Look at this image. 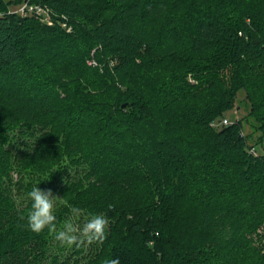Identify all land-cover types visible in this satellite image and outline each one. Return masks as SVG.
<instances>
[{"label":"trees","instance_id":"1","mask_svg":"<svg viewBox=\"0 0 264 264\" xmlns=\"http://www.w3.org/2000/svg\"><path fill=\"white\" fill-rule=\"evenodd\" d=\"M113 259L264 264V0H0V264Z\"/></svg>","mask_w":264,"mask_h":264},{"label":"clouds","instance_id":"2","mask_svg":"<svg viewBox=\"0 0 264 264\" xmlns=\"http://www.w3.org/2000/svg\"><path fill=\"white\" fill-rule=\"evenodd\" d=\"M49 177L45 176L43 179ZM42 180V179H41ZM35 183L27 192V197L31 201L30 210L27 213V227L35 232L40 233L44 229L54 230L56 215L55 208L58 200L51 190H44ZM74 215H78L79 208L71 209ZM107 220L101 214H93L79 226V229L73 224L71 219L66 220L60 230L54 231V238L63 245L71 246L78 241V232L81 236L89 238H103ZM105 264H117L116 260H106Z\"/></svg>","mask_w":264,"mask_h":264},{"label":"built area","instance_id":"3","mask_svg":"<svg viewBox=\"0 0 264 264\" xmlns=\"http://www.w3.org/2000/svg\"><path fill=\"white\" fill-rule=\"evenodd\" d=\"M18 11H20L23 14H26L28 12H35L38 15H40L42 17L43 20H46L48 22H50V17L48 15V11L45 7H43L40 4H35V3H29V2H25L24 4H22L20 6V8L18 9ZM231 121H229L227 118H223L220 121H218L217 123H213L214 125H223V124H228ZM253 150V149H252Z\"/></svg>","mask_w":264,"mask_h":264},{"label":"rangeland","instance_id":"4","mask_svg":"<svg viewBox=\"0 0 264 264\" xmlns=\"http://www.w3.org/2000/svg\"><path fill=\"white\" fill-rule=\"evenodd\" d=\"M243 96H244V92L242 91L237 100L238 106L234 110H232L229 114L226 115L229 120L233 121L234 118H240L246 114L247 108L243 101Z\"/></svg>","mask_w":264,"mask_h":264}]
</instances>
